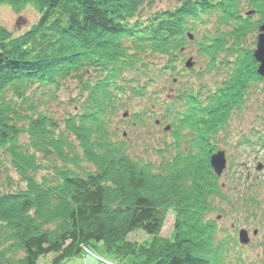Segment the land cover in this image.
Returning a JSON list of instances; mask_svg holds the SVG:
<instances>
[{"label": "trees", "instance_id": "obj_1", "mask_svg": "<svg viewBox=\"0 0 264 264\" xmlns=\"http://www.w3.org/2000/svg\"><path fill=\"white\" fill-rule=\"evenodd\" d=\"M26 2L39 11L26 33L13 37L0 26V150L25 182L23 189L0 192V229L8 230L4 243L11 248L6 252L22 253L10 261L0 251V264H38L49 254L53 264H62L98 244L104 256L121 264L137 253L142 259H132L135 264H223L219 250L211 251L214 225L203 221L211 210L208 198L221 192L210 168L214 150L207 137L227 124L231 111L242 110L251 82L264 83L254 75L252 51L228 49L231 62L225 64L224 81L205 99L203 87L195 90L185 81L170 102H163L161 122L170 123L174 137L187 147L177 150L159 173L133 162L112 143L107 128L123 95L142 99L156 77L174 74L177 52L189 42L187 33L196 31L193 24L215 16L216 32L225 26L241 41L262 20L242 17L238 0H177L172 9L146 17L143 10L151 0H0L15 9ZM246 5L264 10L262 0ZM222 39L199 52L212 57L208 73L215 71ZM150 57L163 58L165 64L151 69ZM70 81L79 85L77 102L83 99L79 114L64 120V131L95 172L78 175L54 167L55 179L37 182L31 176L39 168L37 153L76 166L79 161L67 157L71 148L57 134L58 124L38 112L27 93L36 86L45 89L42 95L54 94ZM135 115L136 124L142 122ZM22 136L27 143L20 142ZM169 209L176 213L175 232L165 240L159 232ZM135 230L151 237V244L130 248L125 236Z\"/></svg>", "mask_w": 264, "mask_h": 264}, {"label": "rangeland", "instance_id": "obj_2", "mask_svg": "<svg viewBox=\"0 0 264 264\" xmlns=\"http://www.w3.org/2000/svg\"><path fill=\"white\" fill-rule=\"evenodd\" d=\"M238 1L240 5L237 8H239L242 17L250 18L254 23L260 20L262 11L248 9L246 5L248 0ZM177 4V0H151L150 7L144 8L143 16L146 17L149 13L156 11L172 9ZM249 11H253V15L247 17ZM214 17L206 16L204 17L206 23L193 24L196 31L191 33L192 40L177 52L179 61L172 76H169L168 71L166 75L156 77L155 83L147 89L148 95L146 94L142 99L131 97L129 93L123 95L121 103L119 102L122 107L117 109L115 115L109 117L110 123L107 131L112 135V143L121 145L125 154L133 162L144 169L150 168L154 174L159 173L162 166L165 167L168 163L173 162L177 150L187 147L184 141H177L174 137L175 133L171 129L170 123L161 122V118L165 116L163 102L165 104L170 102L169 97L176 93L181 88L179 84L185 81H188L195 90L200 91V88L203 87L201 97L205 99L207 93L214 92L225 78V64L231 62V58L226 56L229 54L228 49L236 46L253 52L256 47L258 30L247 34L241 41H237L238 39H235L234 36L228 35L231 33L230 28L223 26L224 28H218L220 31L216 32L218 26ZM38 19L39 11L31 2H26L17 9L7 3L0 4V26L11 33L13 37L26 33ZM221 35L224 39L221 41L222 47L218 49L217 59H215L217 62L214 63L215 71L208 73L212 57L206 56L205 53L200 55L199 52L200 50H203L202 52L209 50L208 48L217 43L216 41ZM205 38L206 40H204ZM150 58L148 64L152 63L151 69H160L165 64L163 58ZM188 59L193 62L191 67L193 71L184 70L183 72L184 63ZM172 79L173 83H176L177 80L178 82L171 85ZM263 86L264 83L251 82L249 92L252 94L248 96L246 94L244 97L242 110L240 112L236 109L231 111L227 124L219 126L211 134L212 136L207 137L211 149L214 150L212 153L223 151L227 161L226 170L217 182L221 190L219 197L210 195L208 201L211 210L203 215L204 222L214 225L212 228L215 234L211 251L214 254L217 249L219 250L223 264H264V147H258V144L262 145L261 141L252 137L254 131L262 132V129L258 127V122L264 118V92L261 90ZM44 90L34 86L27 94L30 99L35 100L34 105L38 112L51 117L58 124L57 134L62 133L66 137L64 142H69L71 148V150L66 148L67 157L76 158L79 162L76 166L70 162L63 163L53 155L44 157L37 153L35 158L39 168L36 172L31 173V176L37 182H41L43 179L53 180L57 177L54 167H65L78 175L94 173V167L84 161L78 142L72 135L64 131V120L74 117L81 110L79 102L82 103L83 98L77 102L79 85L70 81L54 94L42 95ZM135 114L142 122L136 124ZM168 125L170 129L166 130ZM245 140L256 142H251L249 145L243 143ZM20 142L27 143L28 140L22 136ZM30 152H33L32 149ZM261 166L263 168L257 170ZM24 187L25 182L12 167L9 157L0 150V192L17 191ZM175 217L176 213L173 209L166 212L159 232L160 238L172 240L175 232ZM55 225L56 223L53 226L44 227L49 229ZM241 230L248 233L250 241L246 245L239 243L238 233ZM7 231L5 227L0 229V245L5 246L0 251L10 261H17L22 257L21 252H6L7 247L11 249L9 248L10 244L4 243ZM124 241L130 248L132 246L139 250L141 247L149 246L152 239L142 231L135 230L126 234ZM92 247L93 249H83L81 257L71 258L64 263L69 261L67 264H82L86 262L83 260L87 257V264H100L101 261L97 257H101L121 264L104 256L101 244ZM136 255L128 258L123 264H135L134 258L136 257L138 260L142 259L140 253ZM53 258L52 254L41 257L38 264H53Z\"/></svg>", "mask_w": 264, "mask_h": 264}, {"label": "water", "instance_id": "obj_3", "mask_svg": "<svg viewBox=\"0 0 264 264\" xmlns=\"http://www.w3.org/2000/svg\"><path fill=\"white\" fill-rule=\"evenodd\" d=\"M250 14H252V12L248 13V15ZM259 31L260 33L257 37L256 49L253 52V58L258 63V67L256 71L257 74L260 77L264 78V12H263V24L261 25ZM188 37L190 40H192L191 35H189ZM192 66H193V62L191 61V59H188L184 64V67L186 69H191ZM168 129L169 127H166V130ZM210 167L213 173L217 177H220L223 174L224 170L226 169V158L223 151H218L217 153L211 156ZM238 238H239V243L242 245H246L250 241L248 237V233L245 230H241L238 233Z\"/></svg>", "mask_w": 264, "mask_h": 264}, {"label": "flooded vegetation", "instance_id": "obj_4", "mask_svg": "<svg viewBox=\"0 0 264 264\" xmlns=\"http://www.w3.org/2000/svg\"><path fill=\"white\" fill-rule=\"evenodd\" d=\"M262 15V14H261ZM181 59V58H180ZM224 81V80H223ZM250 94L249 95H251L252 93L251 92H249ZM259 124V128L260 129H262V132H260V130H258V131H254V133L252 134V137H254V139L256 140V138H259V139H261V137H262V135H264V118H263V120H261V121H259L258 122ZM254 143L256 142V141H253ZM263 168V166H261V169Z\"/></svg>", "mask_w": 264, "mask_h": 264}, {"label": "built area", "instance_id": "obj_5", "mask_svg": "<svg viewBox=\"0 0 264 264\" xmlns=\"http://www.w3.org/2000/svg\"><path fill=\"white\" fill-rule=\"evenodd\" d=\"M83 249L86 250V248H83ZM82 252H84V251H82ZM97 258H98V260L101 261L100 264H118V263H115V262L110 261V260H108V259H103V258H101V257H97Z\"/></svg>", "mask_w": 264, "mask_h": 264}, {"label": "crops", "instance_id": "obj_6", "mask_svg": "<svg viewBox=\"0 0 264 264\" xmlns=\"http://www.w3.org/2000/svg\"><path fill=\"white\" fill-rule=\"evenodd\" d=\"M79 257H81V256H79ZM86 260V262L85 263H82V264H87V257L83 260V261H85ZM69 262V261H68ZM68 262H66V263H64V264H67Z\"/></svg>", "mask_w": 264, "mask_h": 264}, {"label": "bare ground", "instance_id": "obj_7", "mask_svg": "<svg viewBox=\"0 0 264 264\" xmlns=\"http://www.w3.org/2000/svg\"><path fill=\"white\" fill-rule=\"evenodd\" d=\"M260 19H261V20H262V22H263V18H262V17H260ZM199 23H200V22H199ZM191 33H192V32H188L187 34H188V35H191ZM191 36H192V35H191ZM192 38H193V36H192Z\"/></svg>", "mask_w": 264, "mask_h": 264}]
</instances>
